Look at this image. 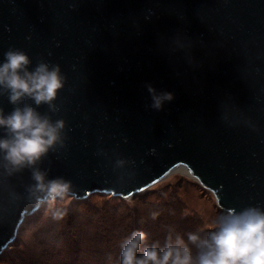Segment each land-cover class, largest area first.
Returning <instances> with one entry per match:
<instances>
[{
  "label": "water",
  "instance_id": "1",
  "mask_svg": "<svg viewBox=\"0 0 264 264\" xmlns=\"http://www.w3.org/2000/svg\"><path fill=\"white\" fill-rule=\"evenodd\" d=\"M10 49L30 70L61 66L55 110L18 106L65 127L34 167L9 174L0 152V258L47 204L29 194L36 169L85 201L131 199L184 167L223 210L264 208V0H0V63ZM147 84L174 99L151 109Z\"/></svg>",
  "mask_w": 264,
  "mask_h": 264
},
{
  "label": "clouds",
  "instance_id": "2",
  "mask_svg": "<svg viewBox=\"0 0 264 264\" xmlns=\"http://www.w3.org/2000/svg\"><path fill=\"white\" fill-rule=\"evenodd\" d=\"M31 64L29 55L20 49L8 50L0 63V94L7 95L9 103L14 106L8 114L0 108V129L4 130L0 136V152L4 153V167L9 174L34 167L57 144L63 143L61 130L65 121L53 122L37 111V107L47 104L55 110V101L65 87L67 77L59 64L41 60L34 70H30ZM146 88L152 100L149 107L153 110H163L165 102L174 99L173 93L158 92L151 84ZM25 98H30L37 107L18 106ZM123 163V160L117 161L118 165ZM47 177L46 171H33L35 183L30 186L29 194L37 202L46 201L49 207L58 199L64 202L61 208L51 213L52 220L60 222L68 215L72 183L63 177ZM159 215V212L152 211L151 219L155 220ZM202 234L199 230L178 233L174 238L169 235L163 245L157 241L142 247L148 234L141 230L132 231L119 245V264H264L262 207L224 210L206 229V237Z\"/></svg>",
  "mask_w": 264,
  "mask_h": 264
},
{
  "label": "trees",
  "instance_id": "3",
  "mask_svg": "<svg viewBox=\"0 0 264 264\" xmlns=\"http://www.w3.org/2000/svg\"><path fill=\"white\" fill-rule=\"evenodd\" d=\"M132 198L135 200L102 194L94 201L73 199L67 206V217L60 222L51 218L55 210L38 212L31 243L10 264H119V245L135 230L148 234L142 247L157 241L163 245L169 235L174 238L196 230L206 237L201 220L187 216L185 206L175 196L161 203L147 194ZM152 211L160 213L155 220L151 219Z\"/></svg>",
  "mask_w": 264,
  "mask_h": 264
},
{
  "label": "rangeland",
  "instance_id": "4",
  "mask_svg": "<svg viewBox=\"0 0 264 264\" xmlns=\"http://www.w3.org/2000/svg\"><path fill=\"white\" fill-rule=\"evenodd\" d=\"M153 201L168 202L175 196L185 206V214L192 218H199L202 222V227L207 229L211 226L215 218L224 210L218 206L214 194L204 188L197 180L187 176L180 171L172 172L167 178L150 187L147 191L138 195H146ZM102 194L90 196V201L97 200ZM107 197H112L106 195ZM74 198L70 197L69 206ZM129 201L135 200L133 198L127 199ZM117 202V201H115ZM114 202V203H115ZM61 200L49 207L48 203L41 210L42 214L56 210L63 206ZM39 214V213H38ZM34 215L22 229L18 240L11 246L5 254L0 258V264H10V262L17 259L21 251L32 241V229L37 220V215Z\"/></svg>",
  "mask_w": 264,
  "mask_h": 264
},
{
  "label": "bare ground",
  "instance_id": "5",
  "mask_svg": "<svg viewBox=\"0 0 264 264\" xmlns=\"http://www.w3.org/2000/svg\"><path fill=\"white\" fill-rule=\"evenodd\" d=\"M175 171H180V172H182V173H184V174H188V172H187V170L184 168V167H179L177 170H175Z\"/></svg>",
  "mask_w": 264,
  "mask_h": 264
}]
</instances>
